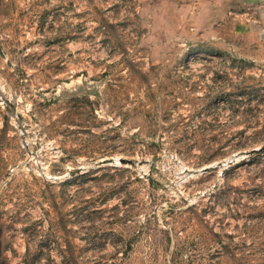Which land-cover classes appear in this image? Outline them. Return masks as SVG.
<instances>
[{
    "label": "rangeland",
    "instance_id": "obj_1",
    "mask_svg": "<svg viewBox=\"0 0 264 264\" xmlns=\"http://www.w3.org/2000/svg\"><path fill=\"white\" fill-rule=\"evenodd\" d=\"M237 3L0 0V264H264V1Z\"/></svg>",
    "mask_w": 264,
    "mask_h": 264
},
{
    "label": "crops",
    "instance_id": "obj_2",
    "mask_svg": "<svg viewBox=\"0 0 264 264\" xmlns=\"http://www.w3.org/2000/svg\"><path fill=\"white\" fill-rule=\"evenodd\" d=\"M238 1V5H237V7H239V6H242L243 5V7L244 6H247V5H251V4H257L256 2H258V1H261V2H263L264 0H237ZM234 3H236V1L235 2H229L228 1V5L226 6V8H236V6H234L235 4Z\"/></svg>",
    "mask_w": 264,
    "mask_h": 264
},
{
    "label": "water",
    "instance_id": "obj_3",
    "mask_svg": "<svg viewBox=\"0 0 264 264\" xmlns=\"http://www.w3.org/2000/svg\"><path fill=\"white\" fill-rule=\"evenodd\" d=\"M128 162H129V161H126V160H125V161H123L122 163H128Z\"/></svg>",
    "mask_w": 264,
    "mask_h": 264
}]
</instances>
